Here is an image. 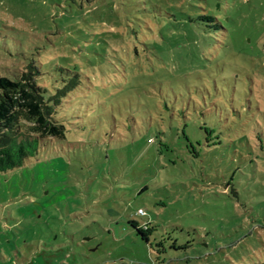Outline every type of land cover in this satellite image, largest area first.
I'll list each match as a JSON object with an SVG mask.
<instances>
[{
    "label": "rangeland",
    "instance_id": "rangeland-1",
    "mask_svg": "<svg viewBox=\"0 0 264 264\" xmlns=\"http://www.w3.org/2000/svg\"><path fill=\"white\" fill-rule=\"evenodd\" d=\"M32 61L79 83L0 173V264H264V0H0V77Z\"/></svg>",
    "mask_w": 264,
    "mask_h": 264
},
{
    "label": "trees",
    "instance_id": "trees-1",
    "mask_svg": "<svg viewBox=\"0 0 264 264\" xmlns=\"http://www.w3.org/2000/svg\"><path fill=\"white\" fill-rule=\"evenodd\" d=\"M41 76L40 68L32 61L20 75L0 77V173L14 172L39 155L43 148L67 140L69 129L59 121L58 107L78 86V76L49 95L48 89L39 83ZM150 142L154 143V139ZM216 145L207 144L208 147ZM138 215L145 216V212L140 209ZM128 223L149 241L147 223L140 225L135 220Z\"/></svg>",
    "mask_w": 264,
    "mask_h": 264
},
{
    "label": "built area",
    "instance_id": "built-area-1",
    "mask_svg": "<svg viewBox=\"0 0 264 264\" xmlns=\"http://www.w3.org/2000/svg\"><path fill=\"white\" fill-rule=\"evenodd\" d=\"M141 214H144L142 211H140Z\"/></svg>",
    "mask_w": 264,
    "mask_h": 264
}]
</instances>
